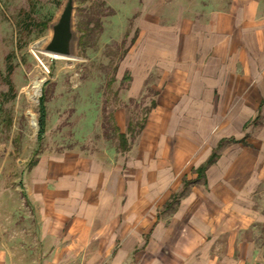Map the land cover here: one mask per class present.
<instances>
[{"label": "crops", "instance_id": "crops-1", "mask_svg": "<svg viewBox=\"0 0 264 264\" xmlns=\"http://www.w3.org/2000/svg\"><path fill=\"white\" fill-rule=\"evenodd\" d=\"M107 2L125 16L140 11L120 66L132 78L114 112L128 145L117 152L101 139L79 154L70 197L58 184L52 196L34 193L47 253L22 261L264 264V0ZM157 4L173 24L145 33V22L159 20L146 6ZM153 72L154 105L130 140L129 100ZM213 150L217 159L199 177Z\"/></svg>", "mask_w": 264, "mask_h": 264}, {"label": "rangeland", "instance_id": "rangeland-1", "mask_svg": "<svg viewBox=\"0 0 264 264\" xmlns=\"http://www.w3.org/2000/svg\"><path fill=\"white\" fill-rule=\"evenodd\" d=\"M64 1L0 0V264H25L23 256L47 253L39 241L34 193L41 190L52 196L56 184L62 185L60 191L66 196L75 193L79 154L91 152L101 139L122 151L114 112L132 78L130 69L120 72V66L138 36L140 11L125 16L107 0H74V55L57 58L43 47L50 36L49 23ZM146 7L159 20L145 22V33H154L153 25L173 24L166 7ZM157 77V72L151 73L141 97L129 100L130 140L137 136L154 97L148 83ZM34 81L40 82L35 100ZM41 95L45 126L38 140ZM254 123L258 126L261 120Z\"/></svg>", "mask_w": 264, "mask_h": 264}, {"label": "water", "instance_id": "water-1", "mask_svg": "<svg viewBox=\"0 0 264 264\" xmlns=\"http://www.w3.org/2000/svg\"><path fill=\"white\" fill-rule=\"evenodd\" d=\"M74 0H65L57 17L49 23L50 36L43 47L46 53L74 55L77 33L73 24Z\"/></svg>", "mask_w": 264, "mask_h": 264}, {"label": "trees", "instance_id": "trees-1", "mask_svg": "<svg viewBox=\"0 0 264 264\" xmlns=\"http://www.w3.org/2000/svg\"><path fill=\"white\" fill-rule=\"evenodd\" d=\"M7 73L8 75H10L12 73V65H9L7 68ZM10 89H12V84L9 81L8 83ZM154 102L151 101L150 106H153ZM148 111V110H147ZM44 120H45V108H44V104H43V99H42V95L39 97L38 99V130H37V139L40 140L41 136L43 134V130H44ZM145 122V117L142 120V124L140 125V128H142L143 124ZM120 138L121 140V149L122 151H124L126 149V140H125V136L123 134H120ZM221 144H219V146H221ZM218 157V153L217 150H213L212 153L210 154L209 158L207 159V161L205 163H203L198 169H197V173L199 177H203L204 171L207 169L208 166H210L211 164H213L215 162V160ZM191 184V182L189 181H185L183 184V190L172 196L171 200L165 203V206L168 207L172 204H175L179 201V198L184 195V193L186 192L188 185Z\"/></svg>", "mask_w": 264, "mask_h": 264}, {"label": "bare ground", "instance_id": "bare-ground-1", "mask_svg": "<svg viewBox=\"0 0 264 264\" xmlns=\"http://www.w3.org/2000/svg\"><path fill=\"white\" fill-rule=\"evenodd\" d=\"M54 57H57V58H62L61 56H58V55H53ZM39 91H40V82H35L34 81V90H33V94H32V98L35 100L36 97L38 96L39 94ZM32 115H31V124L32 126H36V122L34 119H32Z\"/></svg>", "mask_w": 264, "mask_h": 264}, {"label": "built area", "instance_id": "built-area-1", "mask_svg": "<svg viewBox=\"0 0 264 264\" xmlns=\"http://www.w3.org/2000/svg\"><path fill=\"white\" fill-rule=\"evenodd\" d=\"M39 99V98H38ZM37 126H38V121H37Z\"/></svg>", "mask_w": 264, "mask_h": 264}]
</instances>
